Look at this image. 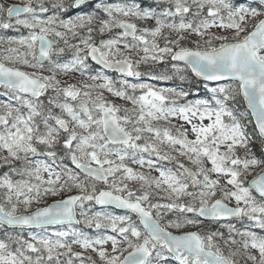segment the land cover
<instances>
[{
  "label": "snow or ice",
  "instance_id": "1",
  "mask_svg": "<svg viewBox=\"0 0 264 264\" xmlns=\"http://www.w3.org/2000/svg\"><path fill=\"white\" fill-rule=\"evenodd\" d=\"M0 264H264V0H0Z\"/></svg>",
  "mask_w": 264,
  "mask_h": 264
},
{
  "label": "rangeland",
  "instance_id": "2",
  "mask_svg": "<svg viewBox=\"0 0 264 264\" xmlns=\"http://www.w3.org/2000/svg\"><path fill=\"white\" fill-rule=\"evenodd\" d=\"M111 2H115V0H111ZM143 70V69H142ZM109 75H115V74H109ZM145 81H147V82H150V83H153L156 87H170V86H172V84H171V82H164V81H150V80H148V78L147 77H144L143 78ZM69 82H73V80H71V79H69ZM202 95H203V93H201ZM107 95V94H106ZM109 99H113L114 100V102H116V103H118V104H123L124 102L123 101H120V100H116L115 98H112V97H109ZM125 106H127V105H125ZM146 171V170H145ZM153 175H156V173H152ZM48 202H51V200H49ZM96 210H100V208H96ZM106 210H109V211H111V209H106ZM133 218H135V217H133ZM81 227H83V226H81ZM52 229H50V231H51ZM86 231H90V230H87L86 229ZM76 250H79L78 248H76Z\"/></svg>",
  "mask_w": 264,
  "mask_h": 264
},
{
  "label": "water",
  "instance_id": "3",
  "mask_svg": "<svg viewBox=\"0 0 264 264\" xmlns=\"http://www.w3.org/2000/svg\"><path fill=\"white\" fill-rule=\"evenodd\" d=\"M51 203V202H50ZM100 207V206H99Z\"/></svg>",
  "mask_w": 264,
  "mask_h": 264
}]
</instances>
